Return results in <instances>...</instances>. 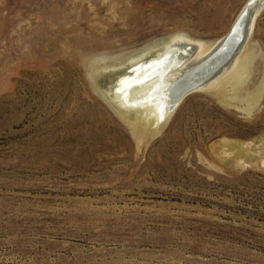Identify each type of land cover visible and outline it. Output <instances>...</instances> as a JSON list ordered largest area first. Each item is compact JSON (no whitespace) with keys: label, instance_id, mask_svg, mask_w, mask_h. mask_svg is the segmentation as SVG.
Returning <instances> with one entry per match:
<instances>
[{"label":"rangeland","instance_id":"1","mask_svg":"<svg viewBox=\"0 0 264 264\" xmlns=\"http://www.w3.org/2000/svg\"><path fill=\"white\" fill-rule=\"evenodd\" d=\"M246 1L0 0V264H264V92L250 114L191 94L139 143L88 64L212 42ZM253 29L249 88L264 8Z\"/></svg>","mask_w":264,"mask_h":264},{"label":"bare ground","instance_id":"2","mask_svg":"<svg viewBox=\"0 0 264 264\" xmlns=\"http://www.w3.org/2000/svg\"><path fill=\"white\" fill-rule=\"evenodd\" d=\"M250 1H246L230 27L231 30L240 19L243 29L235 40H226L230 30L212 42L195 41L182 32L149 42L124 57L120 55L113 63L88 62L93 88L120 116L137 142L143 143L159 133L175 106L194 93L213 94L221 103L248 114L258 106L264 76L250 88L247 82L257 55L251 36L264 0L246 6ZM101 74L109 77L105 88L98 84ZM237 100L245 102L246 107L240 108ZM230 146L236 154L234 160L245 155L243 143Z\"/></svg>","mask_w":264,"mask_h":264},{"label":"water","instance_id":"3","mask_svg":"<svg viewBox=\"0 0 264 264\" xmlns=\"http://www.w3.org/2000/svg\"><path fill=\"white\" fill-rule=\"evenodd\" d=\"M254 1H256V0H251L250 2H248L247 3V5L246 6H250L251 4H252V2H254ZM243 16H246L247 14H242ZM241 15V16H242ZM242 16V17H243ZM239 21H237L234 25H233V27L231 28V30H230V33H229V35H228V37L226 38V40L229 42L230 40H235L236 38L235 37H237V35L239 34V32H241L242 30L241 29H243V28H241L240 26H239V24L241 23V21H240V19H238ZM241 25V24H240ZM185 98V97H184ZM183 100H181L176 106H175V104H174V106L177 108L179 105H180V103L182 102ZM248 160H250V158L248 159Z\"/></svg>","mask_w":264,"mask_h":264}]
</instances>
